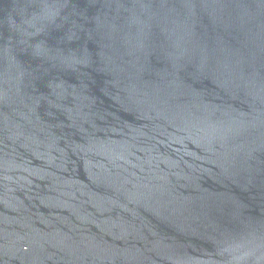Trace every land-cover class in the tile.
<instances>
[{"label":"water","instance_id":"water-1","mask_svg":"<svg viewBox=\"0 0 264 264\" xmlns=\"http://www.w3.org/2000/svg\"><path fill=\"white\" fill-rule=\"evenodd\" d=\"M0 264H264V0H0Z\"/></svg>","mask_w":264,"mask_h":264}]
</instances>
